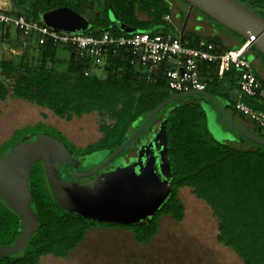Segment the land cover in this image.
I'll return each mask as SVG.
<instances>
[{"label":"trees","instance_id":"trees-1","mask_svg":"<svg viewBox=\"0 0 264 264\" xmlns=\"http://www.w3.org/2000/svg\"><path fill=\"white\" fill-rule=\"evenodd\" d=\"M11 1L13 14L25 17L29 22H42L44 14L59 8H70L81 14L79 9L64 0ZM237 1L264 18V0ZM101 7V16L92 19V27L83 32L85 35L95 38H101L105 33L114 37L128 36L112 26L111 15L118 23L143 33H178L176 26L165 21L166 17L173 15L172 6L167 0H101ZM139 12L147 13L150 21H141ZM199 13L211 26L226 30ZM17 36L19 41L11 44L9 35H4L11 47L21 53L18 54L19 63L12 59L0 60V101H25L49 110L67 122L97 113L110 124L102 121L99 125L101 139L85 148L67 143L62 133L44 123L25 127L16 130L8 141L0 145V157L8 155L13 147L24 141H34L40 135L48 134L66 143L73 156L79 160L101 153L100 160L91 165L99 164L122 147L160 104L177 95L168 88L166 70L169 66L159 68L148 76L139 64H132V55L128 49L110 50L107 53L104 60L105 78L101 79L91 74L94 70L92 60L78 57L73 49L54 47L51 42L37 46L36 38L33 37L27 49L22 50L21 36L18 33ZM184 39L189 40L191 47L206 41L215 44L220 51L225 50L218 38L185 33ZM243 44H246L244 40ZM32 47H36L40 55L39 66L29 61L27 53ZM249 50L256 52L252 47ZM59 51L69 53L66 71L54 68L57 66ZM256 54L264 59L258 52ZM201 73L208 79L207 92L220 103L227 100L231 108H234L233 89L226 84L239 82L240 73L232 69L220 77L216 66L206 64H202ZM4 78L13 80L11 89L7 87ZM257 78L263 83L258 75ZM242 102L255 111L264 112V101L242 96ZM203 103L210 104L218 112L210 101L200 97L173 102L117 158H132L130 152H137V148L148 140L156 128L167 121L169 172L173 177V191L169 201L155 217L142 224L123 226L92 222L71 214L57 204L46 179L44 164L39 161L33 169L29 186L33 197L31 207L38 216L40 228L23 252L0 259V264H40L48 256L67 259L85 241L88 233L97 228L130 231L139 244L148 245L157 235L162 217L170 216L177 223L183 222L185 207L179 198V191L185 188L190 189L199 201L206 203L212 210L218 222L217 242L220 245L234 251L244 264H264V147L252 143L230 126L241 138V143L237 145L244 147L216 142L209 135ZM218 114L223 120L221 114ZM230 117L234 120L233 116ZM240 118L245 119L243 116ZM254 125L253 134L264 139L261 135L264 129ZM19 223V216L0 200V245L9 247L16 242L19 238Z\"/></svg>","mask_w":264,"mask_h":264},{"label":"water","instance_id":"water-1","mask_svg":"<svg viewBox=\"0 0 264 264\" xmlns=\"http://www.w3.org/2000/svg\"><path fill=\"white\" fill-rule=\"evenodd\" d=\"M183 1L242 38L264 57V18L253 9L237 0ZM41 20L66 33L86 32L90 27L86 18L70 8L46 13ZM115 27L128 35L143 33L121 23ZM194 97L210 101L228 126L252 143L264 147V139L233 120L213 95L196 91L177 94L160 104L122 147L92 169L81 171V167L86 169L88 165L79 162L66 145L48 134L40 135L34 141H24L13 147L8 155L0 157V200L20 218L19 238L12 246L0 245V259L23 252L40 228L38 216L31 207L33 197L29 186L33 169L39 161L44 164L46 179L57 204L71 214L92 222L123 226L142 224L155 217L173 191L166 120L150 142L141 144L137 157L109 172L102 171L145 132L166 106Z\"/></svg>","mask_w":264,"mask_h":264},{"label":"rangeland","instance_id":"rangeland-1","mask_svg":"<svg viewBox=\"0 0 264 264\" xmlns=\"http://www.w3.org/2000/svg\"><path fill=\"white\" fill-rule=\"evenodd\" d=\"M168 1L173 2V20L178 27H181L183 22L182 20L175 21V17L177 14L182 13L185 21L189 19L187 30H193L195 25H200L207 28L205 35L208 36L211 25L207 24L205 20L201 22L204 18L199 12L192 10L180 0ZM64 2L79 9L80 15L83 17L93 19L101 16V0H64ZM197 16H200L197 20L199 22H196ZM110 20L113 27L118 25L113 15L110 16ZM217 28L226 33L228 37L233 38L238 46L243 44L242 39L222 28ZM17 37L13 33L8 40L11 41V44L12 42H18ZM8 40L4 37L0 28V60L3 58L12 59L19 63V55H11L10 57L9 51L4 50V47L7 49L12 48V45L7 42ZM228 47L233 48L232 45H228ZM20 53L21 51H18V54ZM27 55L31 63L35 66L40 65V55L36 47H32ZM69 58L68 52L59 51L57 66H54V68L58 71H66ZM248 58L253 62V68L257 72L255 74L262 75L264 59L253 50L249 52ZM256 58L259 60H256ZM92 69H94L91 72L92 75H96L101 79L105 78L104 60H100ZM4 81L7 87L11 89L13 80L4 78ZM227 105L230 106L228 103ZM202 106L207 116L209 135L216 142L229 143L240 148L244 147L237 145L241 143L240 136L225 124L210 104L203 103ZM233 118L247 131L254 132L255 125L252 122L236 115ZM39 123H44L60 131L77 147H85L88 144L95 143L101 137L98 114L66 122L55 117L48 110L21 100L8 99L4 102L0 101V145L8 141L16 130L32 127ZM261 135L264 136V132ZM135 153L136 151H132L129 156L135 157ZM100 157L99 154L95 155L92 158L93 162L100 160ZM128 160L127 157L116 159L113 168L125 165ZM179 198L185 206L186 217L184 222L172 223L165 221V224H162V227L160 226L163 231L154 240L153 244L136 245L134 237L131 240L129 239V234L125 237L123 233L114 231H94L87 237L86 244L79 246L69 258L62 259L48 256L43 258L40 264H242L241 261L235 260L232 255L226 257L224 247L217 243L218 224L211 209L205 203L197 201L189 189H181ZM98 229L104 230V228ZM117 230L122 231V229Z\"/></svg>","mask_w":264,"mask_h":264},{"label":"built area","instance_id":"built-area-1","mask_svg":"<svg viewBox=\"0 0 264 264\" xmlns=\"http://www.w3.org/2000/svg\"><path fill=\"white\" fill-rule=\"evenodd\" d=\"M165 21L172 24L171 17H166ZM0 28L5 36L20 34L22 50H26L29 40L35 37L37 46H45L51 42L54 47L71 48L78 57L92 60L93 65L105 60L110 50L128 49L132 55V64H139L148 76L159 68L169 66L166 70L168 88L176 94L207 92L208 79L201 73L202 64L216 66L220 77L236 69L240 73V93L248 98L264 101V84L252 72V63L247 58L249 44L237 50L220 51L215 44L205 41L191 47L189 40L178 33H140L123 37L105 33L101 38L88 36L83 32L66 33L43 22H29L25 17L15 16L11 0L0 1ZM4 50L15 56L19 51L5 47ZM234 109L264 129V112L253 110L240 100L235 103Z\"/></svg>","mask_w":264,"mask_h":264},{"label":"crops","instance_id":"crops-1","mask_svg":"<svg viewBox=\"0 0 264 264\" xmlns=\"http://www.w3.org/2000/svg\"><path fill=\"white\" fill-rule=\"evenodd\" d=\"M1 1V0H0ZM168 1V0H167ZM168 3L173 7V2H171V1H168ZM138 17H139V19L141 20V21H150V17H149V15L147 14V13H145V12H139L138 13ZM183 17V18H182ZM200 16H197L196 17V22H199V21H197L198 20V18H199ZM185 18H184V16L182 15V13H180V14H177L176 15V17H175V21H177V20H182V25H181V27L179 26H177L176 25V23H174V20H173V15L171 16V22H172V24L174 25V26H176V29H177V31H178V34H180L181 36H183L184 37V34L185 33H190V34H193V35H197V36H201V37H204V38H209V37H214V38H218V39H220L221 41H222V43H223V46L225 47V50H237V49H240V48H242L243 46H245L246 44H242L241 46H238V44L237 43H235L234 42V40H233V38H231V37H228L227 36V34L226 33H224L223 31H221V30H219L217 27H215V26H211V30H210V32H208V36H206L205 34L207 33V28L206 27H202V26H200V25H195V27H194V29L193 30H187V28H188V22H189V19L188 20H184ZM204 21V19L201 21V22H203ZM207 23V22H206ZM208 24V23H207ZM198 29H200V30H198ZM17 35V34H16ZM22 41V40H21ZM206 42V41H205ZM228 45H232L233 46V48H230V47H228ZM36 46V45H35ZM251 50H248L247 51V58H248V55H249V52H250ZM249 59V58H248ZM256 60H259L258 58H256ZM249 61L251 62L252 60H250L249 59ZM252 63V72L255 74V73H257L256 72V70H254V68H253V62H251ZM256 75V74H255ZM257 76V75H256ZM258 76L263 80V84H264V68H263V71H262V75L261 74H258ZM238 84H239V82L238 81H235V82H233V83H227L226 84V86L229 88H231L232 87V89H233V100L235 101V103L237 102V101H242V94L240 93V91H239V87H238ZM227 103L228 104H230V102H228L227 100H223V102L221 103L222 104V106L223 107H225L226 108V110H227V113L229 114V115H231V116H238V117H240L241 115L240 114H238L236 111H235V109L234 108H231V104H230V106L229 105H227ZM245 118V117H244ZM245 119H247V118H245ZM235 120V119H234ZM248 120V119H247ZM250 121V120H249ZM251 122V121H250ZM253 123V122H252ZM254 124V123H253ZM185 189H187V188H185ZM190 190V189H189ZM197 199V198H196ZM181 200V199H180ZM197 201H199L198 199H197ZM199 202H202V201H199ZM204 203V202H203ZM206 204V203H205ZM207 205V204H206ZM185 207V206H184ZM212 211V210H211ZM185 217H186V211H185ZM173 220V221H172ZM184 220H185V218H184ZM184 220H183V222H184ZM165 221H170V222H172V223H177L172 217H170V216H165V217H162L161 219H160V222H159V229H158V233H157V235L152 239V241L148 244V245H150V244H153L154 243V240H156L157 238H158V236L160 235V233L163 231L162 230V228H160V226L162 227V224L164 225L165 224ZM182 223V222H181ZM217 224H218V222H217ZM167 226H169V225H167ZM94 231H102V232H106V231H109V232H111V231H114V232H118V233H123L124 235H125V237H126V235H130L129 236V239L131 240L133 237H134V235H133V233L132 232H130V231H125V230H122V231H118L117 229H93V230H91L89 233H88V235L86 236V238H85V241L80 245V246H83V245H85L86 244V241H87V237L88 236H90V233H94ZM132 235V236H131ZM217 236H218V234H217ZM134 241H135V244L137 245V244H139L137 241H136V239H135V237H134ZM218 243V242H217ZM219 244V243H218ZM141 245H145V244H141ZM220 245V244H219ZM221 246H223V245H221ZM224 247V249H225V256L226 257H229L230 255H232L233 257H234V259L235 260H237V261H241L242 262V264H244V262H243V260L234 252V251H232L231 249H229V248H227V247H225V246H223ZM42 261V260H41ZM234 263V262H233Z\"/></svg>","mask_w":264,"mask_h":264},{"label":"flooded vegetation","instance_id":"flooded-vegetation-1","mask_svg":"<svg viewBox=\"0 0 264 264\" xmlns=\"http://www.w3.org/2000/svg\"><path fill=\"white\" fill-rule=\"evenodd\" d=\"M84 18H86L89 22H90V27L89 28H91L92 27V19L91 18H88V17H84ZM25 102V101H24ZM49 111V110H48ZM50 113H52L51 111H49ZM53 114V113H52ZM94 114H97V113H94ZM54 115V114H53ZM55 116V115H54ZM89 116V115H88ZM99 116V115H98ZM56 117V116H55ZM85 117V116H84ZM58 118V117H57ZM99 118H100V124H101V122L103 121L102 120V118L99 116ZM60 119V118H59ZM62 120V119H61ZM65 121V120H64ZM67 122V121H66ZM103 122H107L108 124H110V122L109 121H106V120H104ZM99 124V125H100ZM159 127L160 126H158L157 127V129L151 134V136L148 138V140L146 141V143H148V142H150L151 141V139L153 138V136H154V134H156L158 131H159ZM51 128H53V127H51ZM55 129V128H54ZM58 131V130H57ZM60 132V131H59ZM61 133V132H60ZM99 133H100V131H99ZM66 139H67V143H69V144H71V145H73V146H75V147H77L75 144H73L72 142H70L69 140H68V138L64 135V134H62ZM100 136L102 137V135H101V133H100ZM101 137H100V139H101ZM98 141V140H97ZM96 141V142H97ZM63 143V142H62ZM64 144V143H63ZM64 145H66V147L68 148V145L65 143ZM89 145V144H88ZM87 145V146H88ZM86 147V146H85ZM85 147H77V148H85ZM68 150L72 153V151L70 150V148H68ZM139 151V148H137V152ZM137 152H136V157L138 156V154H137ZM101 155V153H94V154H92V155H89V156H86V157H83V158H81V160H79V159H77L79 162H81L83 165H85V164H87L88 165V167L86 168V169H84L83 167H81L80 168V170L81 171H85V170H88V169H92V168H94V167H96V166H98V165H100V164H102L103 162H101V163H99V164H96V165H91L92 163H93V160H92V158L95 156V155ZM73 155V154H72ZM74 157V156H73ZM75 158V157H74ZM132 158H134V157H132ZM131 159V158H130ZM107 160V159H106ZM105 160V161H106ZM104 161V162H105ZM129 161V160H128ZM90 162H92V163H90ZM113 165H114V163H111L105 170H103L102 172L104 173V172H109V171H111V170H113ZM86 181H88V180H82V182H86Z\"/></svg>","mask_w":264,"mask_h":264},{"label":"bare ground","instance_id":"bare-ground-1","mask_svg":"<svg viewBox=\"0 0 264 264\" xmlns=\"http://www.w3.org/2000/svg\"><path fill=\"white\" fill-rule=\"evenodd\" d=\"M153 158V157H152ZM152 158H151V161H152ZM150 159V158H149ZM153 162V161H152Z\"/></svg>","mask_w":264,"mask_h":264}]
</instances>
